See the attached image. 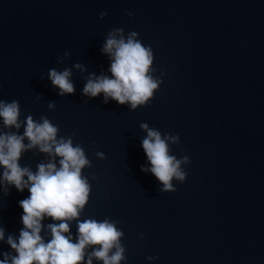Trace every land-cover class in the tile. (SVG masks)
<instances>
[{"label":"water","instance_id":"obj_1","mask_svg":"<svg viewBox=\"0 0 264 264\" xmlns=\"http://www.w3.org/2000/svg\"><path fill=\"white\" fill-rule=\"evenodd\" d=\"M114 28L125 37L136 31L153 50L152 75L163 72L150 101L134 110L81 94L90 73L110 75L100 49ZM65 67L75 91L60 96L47 72ZM13 99L21 121L44 116L57 138L83 148L91 190L79 219L118 222L119 264H264V0H0V100ZM142 122L162 138L177 134L170 154L189 157L175 191L140 170L148 165ZM0 131L22 133L23 124L0 121ZM49 159L33 146L18 162L35 172ZM28 195L0 187L5 240L23 227L17 202ZM70 231L75 239V220ZM4 251L11 249L0 241Z\"/></svg>","mask_w":264,"mask_h":264},{"label":"clouds","instance_id":"obj_2","mask_svg":"<svg viewBox=\"0 0 264 264\" xmlns=\"http://www.w3.org/2000/svg\"><path fill=\"white\" fill-rule=\"evenodd\" d=\"M126 14L133 15L131 11ZM105 15L104 11L99 13L100 18ZM137 37L136 31H130L126 37L122 28L109 31L100 51L108 56L110 75L90 73L81 89L82 95L94 98L103 94V103L111 99L121 105L127 104L131 110L150 101L162 83L163 72L159 77L152 75L156 70L153 50ZM68 55V51L63 54L64 57ZM73 67L83 71L79 63ZM71 76L67 67L59 71L50 68L47 72L48 80L60 96L74 93ZM48 107L51 109L54 104L49 102ZM19 117L17 100H0V121L5 128L18 130L23 124L22 133L0 131V187L5 188V195L7 186H14L18 192L26 189L29 193L17 202L22 209L20 222L23 225L18 236L9 234L5 240L4 229L0 227V241L11 249L0 252L3 256L0 264H81L82 261L92 264L93 258L102 264H119L126 260L120 239L123 231L117 227V221L79 219L91 190L88 177L81 171L90 166L81 145H73L71 137L57 138L58 126L44 116L39 121L31 115L23 121ZM140 127L146 132L140 145L148 162L147 166L141 165L140 170L150 172L162 185L161 191H175L172 180L183 182L186 172L181 164L190 163L186 154L180 159L170 154L169 143H179L178 135L164 134L162 138L161 133L147 123L142 122ZM33 146L50 157L47 163L37 164L35 172L18 162L22 152ZM96 156L105 158L99 151ZM55 157H59L58 161ZM49 218L51 222L44 224L43 221ZM73 220L76 223L75 239L70 231Z\"/></svg>","mask_w":264,"mask_h":264}]
</instances>
